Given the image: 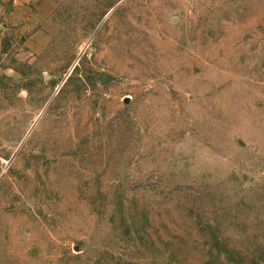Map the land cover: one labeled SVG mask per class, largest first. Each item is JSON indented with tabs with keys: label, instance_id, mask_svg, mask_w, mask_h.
Here are the masks:
<instances>
[{
	"label": "rangeland",
	"instance_id": "obj_1",
	"mask_svg": "<svg viewBox=\"0 0 264 264\" xmlns=\"http://www.w3.org/2000/svg\"><path fill=\"white\" fill-rule=\"evenodd\" d=\"M0 0V264H264V0Z\"/></svg>",
	"mask_w": 264,
	"mask_h": 264
},
{
	"label": "crops",
	"instance_id": "obj_2",
	"mask_svg": "<svg viewBox=\"0 0 264 264\" xmlns=\"http://www.w3.org/2000/svg\"><path fill=\"white\" fill-rule=\"evenodd\" d=\"M59 1L60 0H42L41 1L39 5L38 13H39V16L44 20H43V29L38 31L35 34L36 37L38 36L37 37L38 39L47 41L50 35L52 34L53 31L50 30L51 20H49L48 17L54 11Z\"/></svg>",
	"mask_w": 264,
	"mask_h": 264
}]
</instances>
